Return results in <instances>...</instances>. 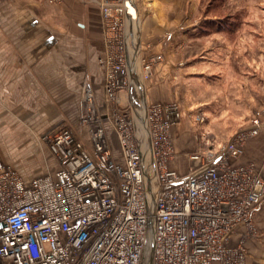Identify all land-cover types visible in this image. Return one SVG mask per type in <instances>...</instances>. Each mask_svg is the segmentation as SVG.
<instances>
[{
    "label": "built area",
    "instance_id": "2783aa9c",
    "mask_svg": "<svg viewBox=\"0 0 264 264\" xmlns=\"http://www.w3.org/2000/svg\"><path fill=\"white\" fill-rule=\"evenodd\" d=\"M100 6L105 104L114 107L126 93L130 105L108 110L116 143L89 88L81 124L90 144L65 125L41 137L59 163L56 173L27 182L0 161V264H246L244 238L231 241L241 225L255 230L264 179L254 163L238 161L245 142L264 131L262 113L227 143L191 152L180 174L171 167L179 108L145 105L135 78L141 51L139 24L136 31L130 25L135 0ZM152 62L144 68L150 71ZM137 89L144 114L135 109Z\"/></svg>",
    "mask_w": 264,
    "mask_h": 264
},
{
    "label": "crops",
    "instance_id": "0c3cea01",
    "mask_svg": "<svg viewBox=\"0 0 264 264\" xmlns=\"http://www.w3.org/2000/svg\"><path fill=\"white\" fill-rule=\"evenodd\" d=\"M100 2L0 0V161L12 165L27 182L59 169L56 157L41 137L57 128L63 117L79 109L87 89L93 90L95 99L101 97L99 110L106 115L105 77L99 63L106 47ZM135 3L144 23L140 34L142 48L160 60L152 79L144 85L145 102L168 104L173 102V93L166 90H172L175 84L171 81L174 71L189 69L190 59L199 56L190 44L206 40L197 26L185 24L192 22L201 1ZM260 107L264 109V96ZM107 121V131L116 143ZM183 131L180 122L174 128L177 157L171 167L186 175L187 170L182 173L178 161L188 159L195 146L183 145ZM238 162L254 163L264 178V132L243 148ZM255 219L259 234L246 243V264H264V203ZM245 233L246 227L241 225L231 244L237 245Z\"/></svg>",
    "mask_w": 264,
    "mask_h": 264
},
{
    "label": "rangeland",
    "instance_id": "374dc122",
    "mask_svg": "<svg viewBox=\"0 0 264 264\" xmlns=\"http://www.w3.org/2000/svg\"><path fill=\"white\" fill-rule=\"evenodd\" d=\"M200 1L192 22L187 21L185 24L197 26L196 30H199L200 36H204L206 40L192 41V50L197 51L199 56L190 59L189 69L174 71L171 81L175 84L172 90H166L168 94L173 93V102L170 103L176 104L181 114L179 123L181 122L184 128L183 145L195 146L194 151H204L225 144L247 131L257 112H261L264 119V109L260 107L264 96V85L261 83L264 82V66H261V63H264V0ZM137 8L136 6L135 14L132 9L129 11L130 25L131 29L136 31L139 24L142 34L144 23ZM137 58L138 60L134 61L135 78L146 87V83L152 79L155 65L160 60L156 55L146 54L142 45ZM151 61L152 68L148 71L144 65ZM140 92L137 91L138 97ZM100 98L97 97L94 104L105 124L108 110H126L130 106L127 94L123 93L119 104L109 109L105 106L107 112L103 116L104 113L99 110ZM141 99L139 97L135 102V109L143 114L142 108L146 102L143 106ZM81 102L79 109L63 117L60 125L74 130L77 136L89 145V130L82 127L81 119L79 122V115L81 112L83 114L87 101L83 99ZM256 137L249 138L244 147ZM115 148L118 146L115 145ZM178 162L182 173H185L189 160ZM254 227L252 234L246 230L243 237L245 246L249 239L259 234L256 219Z\"/></svg>",
    "mask_w": 264,
    "mask_h": 264
},
{
    "label": "bare ground",
    "instance_id": "6f19581e",
    "mask_svg": "<svg viewBox=\"0 0 264 264\" xmlns=\"http://www.w3.org/2000/svg\"><path fill=\"white\" fill-rule=\"evenodd\" d=\"M136 60H138V58H136ZM135 66H136V65H135ZM139 89L143 91V90H144L143 85H140V86H139ZM137 91H139V90H137ZM137 91H136V93H137ZM143 93H144V92H143ZM142 105H144V104H142ZM142 110H143L142 112H143V114H144L145 108L143 107Z\"/></svg>",
    "mask_w": 264,
    "mask_h": 264
}]
</instances>
